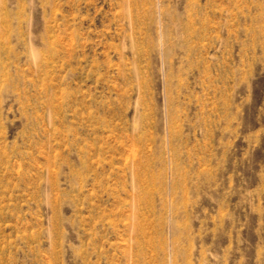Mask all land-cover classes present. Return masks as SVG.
<instances>
[{
  "label": "rangeland",
  "instance_id": "1",
  "mask_svg": "<svg viewBox=\"0 0 264 264\" xmlns=\"http://www.w3.org/2000/svg\"><path fill=\"white\" fill-rule=\"evenodd\" d=\"M0 264H264V0H0Z\"/></svg>",
  "mask_w": 264,
  "mask_h": 264
}]
</instances>
